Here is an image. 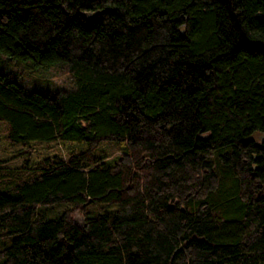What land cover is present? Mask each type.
Returning <instances> with one entry per match:
<instances>
[{
    "label": "trees",
    "instance_id": "1",
    "mask_svg": "<svg viewBox=\"0 0 264 264\" xmlns=\"http://www.w3.org/2000/svg\"><path fill=\"white\" fill-rule=\"evenodd\" d=\"M1 56L0 264H264V0H0Z\"/></svg>",
    "mask_w": 264,
    "mask_h": 264
},
{
    "label": "rangeland",
    "instance_id": "2",
    "mask_svg": "<svg viewBox=\"0 0 264 264\" xmlns=\"http://www.w3.org/2000/svg\"><path fill=\"white\" fill-rule=\"evenodd\" d=\"M3 56L0 57L2 59ZM8 58V57H7ZM10 70L12 76L20 81L28 88L39 90L43 93H54L56 90H67L75 87L70 72L63 64L54 65L49 68H41L34 66L31 62L15 60L10 61ZM35 151L33 156L40 157L45 153L50 152L56 147L55 143L40 144L35 143ZM21 146L11 145L4 140L3 130L0 127V159H6L5 164L10 167H16L23 162L20 156L12 157L21 150ZM120 150L117 146H113L111 154L119 153Z\"/></svg>",
    "mask_w": 264,
    "mask_h": 264
}]
</instances>
